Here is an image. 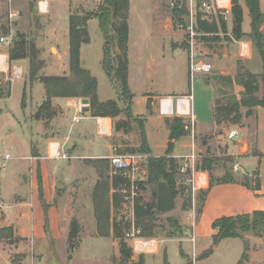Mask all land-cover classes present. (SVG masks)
<instances>
[{"label":"rangeland","instance_id":"374dc122","mask_svg":"<svg viewBox=\"0 0 264 264\" xmlns=\"http://www.w3.org/2000/svg\"><path fill=\"white\" fill-rule=\"evenodd\" d=\"M38 1L0 0V37L5 35L12 37L11 43L3 47L7 56L13 41L16 40L17 35H21L26 40L34 43L37 50V59L43 62L42 67L36 74L38 78L43 76H68L69 16L74 12L81 15L91 14L86 24L89 41L82 44L80 65L90 69L92 75L96 77L98 91L101 95L109 93L114 97L115 91L100 66L104 36L99 21L93 16L99 5L103 4L105 0H48L49 8L45 13L38 10ZM180 1L131 0L128 10L130 36H139L143 39L142 41L145 40L146 34L144 31L148 29V26H151L150 15L152 8H155L156 12L160 13V15L154 17L155 24L159 22L162 24L167 23L175 28L179 21L173 18L172 7L175 2L180 4ZM198 1H196L197 4L195 6V19L199 18L201 22H204L203 25L213 24L216 29L212 32L198 30L199 26L198 29H195V44L198 45L197 54L210 64L211 71L207 76L214 87V100H219L220 103H223V98L226 96L224 93L227 90L222 85H216L215 77L219 75L234 76L238 66L242 70L249 69L251 72L259 74L262 71V61L246 36L239 40L250 42L252 58L247 62L246 59L242 60L239 59L240 57L233 55L234 47L230 46L233 43L230 36L234 38L231 31L232 25H230V21L231 24L233 23L232 14L227 20L219 11L209 15L204 14L198 6ZM171 2L174 4H171ZM260 2L264 10V0H260ZM187 3V0H184L185 8L188 9ZM238 3L246 10L243 16L242 31L243 29L247 30L249 27L248 10L244 0H238ZM15 11L18 12L17 16H13ZM180 19L186 23L189 20L185 16ZM224 23L226 24V31L222 29ZM195 25L197 26V23ZM260 30L264 33V21L260 26ZM0 50L2 52V48ZM159 51L162 50L159 49ZM159 53L154 51L155 57H158ZM145 54L148 55L147 51ZM81 56L85 59V65L84 62H81L83 61ZM180 56L184 59L185 53L182 50L180 51ZM12 66H20L22 69L21 77L15 78L13 81L11 79ZM0 82V152L9 153L11 157L5 162L4 167L0 168L4 173L6 170L7 175L10 174V179L13 182H17L16 186L18 187L16 188H24L23 191L17 192L14 190L9 194L0 192V218L5 217L4 204L15 203L21 197L23 199L29 197L30 199V187H32V191L36 194L39 202V207L35 210L37 218L35 229L39 240H37L36 244L34 242L33 245L28 238L22 239L17 235L14 236L12 227H10L11 232L6 229L2 230L0 233L3 235V238H0V264H6L7 261L10 264H18L20 260L22 262L26 255L29 256L30 264H46L50 251H53L63 264H164V259H166L168 264H237L244 251V241L248 250L246 251L247 260L243 261L242 264H264L263 238L244 234V241L240 238H224L214 245L213 235L215 231L212 227L213 221L221 216L264 210V158L258 168L260 172L258 181L261 196L258 194L259 191H254L238 182L217 183L226 173H230L234 179L240 182L248 181L253 186V180L256 179L255 165H240L241 168L235 172L234 162L238 159V161H241L249 155L258 154L256 148L264 156V108L259 107L256 110V148L252 147L247 152L245 151L247 147L244 145L237 156L231 155L234 151L232 144H229L227 132L232 127L241 128L254 145L253 117L244 116L237 124L230 122L216 124L214 121L213 130L201 131L194 126L193 132L190 130L189 120L183 119L189 126V133L181 137L179 141L185 146H189L188 144H190V147L194 146L199 166L204 157L212 159L211 170L207 172L208 180L212 179V186L209 190L207 189L208 186L197 190L192 197L185 184L184 177L178 173L176 168V195L173 196L175 206L169 212L155 214L153 236L146 238H140L134 227L133 199L140 196L145 202L152 200L154 185L145 184L144 188L140 190L135 183L133 190L131 185L130 191L124 189L119 191L122 194L128 191L130 193L122 198L120 206L117 208H114L112 202H110L111 221L117 222L122 227L124 239L133 252L130 260L122 261L119 254L118 239L112 234L108 237H102L97 233L93 207V190L96 182L100 179V175L95 162L79 160L69 163L66 160H58L61 158L48 157L43 161L45 167L42 168L43 173L47 171L46 176H42L40 167L36 168V166H32L33 170L31 171L30 167L25 171L18 169V173L14 171L16 169L8 167L20 154L27 152V149H30L31 146L33 148L36 147V141L34 139L31 141L32 139L29 140L27 138L31 137L35 131L41 137H44L47 132H51V130H48V123L53 121L51 119L58 118L61 114L63 115V111L60 107L52 104L56 100L53 99L56 97H52L51 105L54 114L51 117L35 118V114L45 100L46 90L44 84L38 79L31 80L29 59L27 57L9 60V69L0 73ZM194 83L196 117L198 121L202 122L206 113L210 112L211 115L210 106L207 102V98H211V91L208 94L205 89H199L201 86L198 79H195ZM228 91L239 96L241 88L235 86ZM260 95L261 93L258 92V97ZM119 105L121 107L125 106L123 102H120ZM244 112L245 108L242 109V113ZM124 114L121 113L118 117L111 118L112 124L115 120H126ZM133 117L135 118V116ZM137 118L135 122L131 123L129 130L121 129L118 137L113 136L111 138L112 143L116 144L113 148V154L141 155L139 152L128 151L130 148L139 147L141 143L139 140L141 138L139 122H143V120ZM207 118L209 117L207 116ZM57 128L55 127V129ZM124 135L126 136L124 137ZM136 138L138 145L134 146ZM190 147H186L184 149L185 152L189 150L187 153H190ZM44 155L46 154L43 153ZM153 155H165V151L157 152V154ZM23 159L28 161L27 158ZM110 162L108 160L107 171L110 179L114 174L126 177L127 169L119 168L114 170ZM136 165H138L136 180L146 181L147 157L137 158ZM38 174H40L41 184L38 182ZM48 180L52 182L61 181L65 184V187L60 190L54 187L51 190L53 193H48ZM0 190H2L1 182ZM207 190L208 192L204 196ZM111 194L112 190L110 189L109 201H111ZM1 205H3V208H1ZM192 208L195 209L196 214L195 227L191 226V220L187 215ZM22 210L28 212V210ZM29 213H32V210H29ZM12 216H14L13 213ZM169 219L177 223L178 229L171 225ZM72 220L78 222L79 233L74 240L70 241L68 235ZM0 228L8 227L3 226ZM170 232H174L173 237H169ZM192 236H194V242L190 240L193 238ZM134 239L153 240L154 248L135 250L133 246ZM16 245H20L17 253L15 252ZM209 250H212L211 253L203 256ZM193 259L194 261L192 262Z\"/></svg>","mask_w":264,"mask_h":264},{"label":"trees","instance_id":"16d2710c","mask_svg":"<svg viewBox=\"0 0 264 264\" xmlns=\"http://www.w3.org/2000/svg\"><path fill=\"white\" fill-rule=\"evenodd\" d=\"M244 3L250 18L249 32L244 33L242 31L243 8L241 4L238 3V0H231V14L233 18L231 31L236 40L246 36L251 41L257 54L261 58L262 71L259 74H255L248 70H242L241 67L238 66L234 76L219 75L215 77L216 85H222L227 91L233 89L235 86L241 88L239 96L233 92L228 91V93L226 91V93H224L226 96L223 98V103H220L219 100H214L213 110L216 124L223 122L237 124L244 116L247 117L252 115L255 108H264V33L260 30V26L264 21V10L261 7L260 0H244ZM128 10L129 0H105L103 4L99 5L98 10L93 15L99 21L104 36L100 66L110 84L115 88L118 95L117 99L99 101L96 94V78L91 75L89 70L80 65V48L82 44L89 41V33L86 24L91 14L87 13L81 15L74 12L69 16L68 76H43L38 78L36 74L42 67L43 62L37 59L35 45L32 41L26 40L24 36L17 35L16 40L12 43V47L8 50L9 60L27 57L29 59V74L31 80L38 79L44 84L46 90L45 100L35 114L36 119L51 117L54 114L51 105L52 97H84L89 100L91 116L116 118L121 113H125L124 117L126 120H115L113 129L115 131L130 129L131 123L135 122L137 117L134 118L131 113L130 106L132 95L127 82L128 59L126 54V43L129 31ZM172 13L175 20L184 23V21L180 19L182 16L188 17V9L185 8L184 0L183 2L181 0L180 4L175 2V5L172 7ZM195 23H197L195 29L200 27L198 30L212 32L216 29L213 24L203 25L204 22H201L199 18H196ZM222 29L226 31L225 23ZM114 34H116L118 39L117 51L114 50ZM258 92L261 93L259 97ZM118 101L121 103L123 102L125 106L121 107ZM243 108H245L244 113H242ZM183 119L184 118L177 116L166 117L164 119V123L169 130L165 155H153L146 141L143 122H139L141 136L140 146L128 150L129 152H139L147 156L146 181H137V188L142 190L145 184H152L155 187L152 200L145 202L140 196L133 199L134 227L140 238L153 236L154 216L160 213L156 208L155 200L157 183L160 180L166 181L172 195H176L177 164L176 160L170 157V155H172L176 142L189 133V126ZM90 161L95 162L98 168V174L100 175V179L96 182L93 190V207L97 233L102 237H108L112 234L118 239L120 258L122 261H128L133 256L132 248L128 246L124 239L122 227L117 222L111 221L110 202H112L114 208L120 206L122 198L126 195L128 196L130 193V180L119 174H114L110 179L107 172V158L93 159ZM212 163L213 161L211 158L204 157L198 167L209 172ZM105 172H107V174H105ZM211 180L212 179L209 180L208 190L212 186ZM40 181V174H38V182ZM233 182L241 183L253 190L259 189L257 177L253 180L252 186L248 181L240 182L234 179L233 175L230 173H226L217 183ZM110 189L112 190L111 201H109ZM123 189L129 191L122 194L119 191ZM208 190L205 192L204 196H206ZM201 210H199V212H201ZM169 220L171 221V225L178 229L177 223L172 219ZM212 227L215 231L213 235L214 245L224 238H240L244 241V234H250L264 239V210H254L250 213L221 216L213 221ZM4 229L11 232V228L8 227L0 228V233ZM78 233L79 224L76 220H72L68 235L69 240H74ZM169 234V237H173L174 232H170ZM0 238H3V235L0 234ZM247 250L248 248L244 241V251L237 264H242L243 261L247 260ZM211 251L212 250H209L208 253H204L203 256L211 253ZM164 264H168L166 259H164Z\"/></svg>","mask_w":264,"mask_h":264},{"label":"crops","instance_id":"0c3cea01","mask_svg":"<svg viewBox=\"0 0 264 264\" xmlns=\"http://www.w3.org/2000/svg\"><path fill=\"white\" fill-rule=\"evenodd\" d=\"M245 11L246 10L243 8V16L245 15ZM17 13L18 12L15 11L13 16H17ZM158 15H160V13H157L156 9L152 8V13L150 15L151 26H148V29H145L144 31L146 34L144 41H142L143 39L139 36L131 37L130 31H128V39L126 43V54L128 59L127 82L132 95L130 109L133 116L139 117L141 120H143V129L146 141L153 154H157V152L161 153L166 149L169 135V130L164 123V119L166 117L177 116L189 120V115L192 114L195 122L194 126L197 130H213L215 126L213 110L214 87L212 86L211 81L208 80L207 76L210 72L196 73L193 79H191L189 75V36L187 34L186 28L188 22L180 23L179 21L175 28L172 27L171 24L167 23L162 24L159 22L158 24H155L154 17ZM230 16L231 15L227 14L224 17L227 20V18ZM249 21L250 20L248 16V24ZM230 25H232L231 21ZM248 31L249 27L247 30L243 29L244 33ZM247 42L249 44L250 54L245 58L239 59H246L248 62L252 58V50L250 42ZM238 45L239 43L234 41L232 44H230V46L234 47L232 54L237 57H239ZM0 47L2 48V52H5L3 50L4 45L0 44ZM159 49L162 51H159ZM181 50L185 53L184 59L180 56ZM146 51L148 55L145 54ZM154 51L157 53L160 52L158 57H155ZM193 53L195 54V58L198 62L207 63L199 54H197L198 45L196 44L193 46ZM81 57L85 65V59H83V56ZM86 69L91 73L90 69ZM248 71L250 70L248 69ZM0 73L2 72L0 71ZM195 79L200 81L201 87H199V89H205V91H208V94L211 91V98H207L211 115L208 110L209 113L205 114V117L203 118L204 121L202 122L198 121L195 111ZM166 83L167 85H165ZM113 89L115 91L114 97L109 93L101 95L98 91L97 82L96 94L98 100L105 101L108 99H117V92L114 87ZM82 98L84 97L53 98L56 100H54L52 104L60 107V109L63 111V115L61 114L58 118L51 119L53 121L48 123V130H51V132H47L44 137L39 136L38 132L36 131L33 132L31 137H28L27 139H32L31 141L34 139L37 144L36 147L33 148L31 146L30 149H27V152L25 151L20 154V156H18L12 164H9L8 167L11 169H16L14 171L18 173V169L25 171L28 169V167H30L31 171L33 170L31 167L36 166V168L40 167L42 176H46L47 171L44 172V174L42 169L45 167L43 161L47 159L48 150L51 144L57 145L60 153L66 157L58 160H66L69 163L79 160L90 161L93 159L108 158V156L113 155V148L116 144L112 143L111 138L113 136L118 137L120 135V131L118 132L113 129L111 118L94 117L91 116L90 110L82 111L83 105L80 102ZM160 99H165L168 103V111L165 114H162L160 111ZM118 104H120L119 101ZM179 105L182 107V111H179ZM257 108H255L254 113L250 115L254 119V145L250 142L248 136L241 128L232 127L231 129L238 132L235 138L229 140V144H232L234 151V153H231L232 156L239 155L244 145L247 147V150H245L247 152H249V149H252V147L256 148L257 130L255 129V125L257 123ZM207 116L209 118H207ZM99 121H101V131L98 130ZM55 127L58 128L55 129ZM125 136L126 135H124V137ZM139 140L141 141V138ZM137 142L138 140L136 138L134 141V146L138 145ZM188 145L189 146L183 145L181 141L177 142L174 146L172 154H187L189 150L185 152L184 149L186 147H190V144ZM256 152H258V154L256 153V155L244 157L241 161H238L239 159L236 158L238 160H235L234 164H238V169L235 170V172L241 168L240 165L248 166V164H254L256 177L259 180L260 172L258 168L264 156L257 150V148ZM43 153L46 155L43 156ZM23 158H27L28 161L26 159L25 161ZM0 171H2L1 168ZM48 181V193H51V190L54 189L57 181ZM0 182L2 189L0 192L2 194H5V192L9 194L14 190L17 192L24 190V188H16L18 187L16 186L17 182H13V180L10 179V174L7 175L6 170L5 173L4 171L0 172ZM259 189L254 191H259ZM32 190V187H30V199L29 197H26L27 199H23L21 197L15 203L9 202L6 205L4 204L5 217L0 218V227H12L14 236L17 235L22 239L28 238V240L34 245V242L36 244L37 240H39L38 234L36 232L37 230L35 229L37 219L35 210L38 209L39 202L36 194ZM258 194L261 196L260 191ZM1 206V208H3V205ZM22 209L28 210V212H25ZM29 210H32V213H29ZM12 213L14 216H12ZM19 246L20 245H16V253L19 251ZM6 264H10V262L7 261ZM18 264H30L29 256L26 255L22 259V262L20 260Z\"/></svg>","mask_w":264,"mask_h":264},{"label":"built area","instance_id":"2783aa9c","mask_svg":"<svg viewBox=\"0 0 264 264\" xmlns=\"http://www.w3.org/2000/svg\"><path fill=\"white\" fill-rule=\"evenodd\" d=\"M196 1L198 0H187V6H188V24L186 25L187 28V34L189 36V75L190 78L193 79L196 75V73H208L211 71V66L209 63H200L196 60L195 54L193 53V46L195 45V22L196 19L194 17L195 13V6ZM213 2V3H212ZM171 4H174L171 2ZM199 8L204 14H212L216 11H219V13L223 14L224 16L229 14L231 15V0H199L198 1ZM38 10L42 13L47 12L49 8L48 0H39L38 1ZM231 40L234 42H238V56L240 58H245L249 56L250 50H249V44L248 42L244 41H237L235 38L230 36ZM12 37L10 35L2 36L0 37V44L2 45H8L11 43ZM1 49V47H0ZM1 51V50H0ZM5 55L6 58V68L0 69L1 72H6L9 69V60L8 56L4 52H0ZM11 74H12V81L15 78H19L22 75V69L20 66H12L11 67ZM160 111L162 114L167 113L168 111V103L165 99H160ZM179 111H182V107L179 105ZM189 124H190V130L193 132L194 130V118L192 114L189 115ZM98 130L101 131V121L98 122ZM237 131L231 129L229 132H227V138L228 140H232L237 136ZM190 153L187 154H172L170 157L177 160V171L180 175H182L185 179V184L187 185L188 191L191 193L192 197L194 196L195 192L197 190H200L202 188H205L208 186V175L207 172L202 170L198 167L197 164V157L195 154L194 146L192 145L190 147ZM48 157L52 158H66L65 155L61 154L59 151V148L57 145L51 144L49 150H48ZM142 157H147L143 154H113L111 156H108V160L111 162V167L114 170H117L119 168H125L127 169L128 173L126 175L127 178H129L130 183L132 185V190L134 189L135 183L137 182L136 176L138 175V165H136V159ZM9 153H2L0 152V167L3 168L5 165V162L10 159ZM238 169V164H234V170ZM136 180V181H135ZM133 193V191H132ZM134 194V193H133ZM189 219L191 220V226L195 227V209L192 208V210H189L187 213ZM190 240L194 242V236H192ZM141 239H134L133 246L135 250H142V249H136V241ZM143 240V239H142ZM154 248V246L152 247ZM194 257V254H193ZM194 259L192 260V262Z\"/></svg>","mask_w":264,"mask_h":264},{"label":"water","instance_id":"95a60500","mask_svg":"<svg viewBox=\"0 0 264 264\" xmlns=\"http://www.w3.org/2000/svg\"><path fill=\"white\" fill-rule=\"evenodd\" d=\"M113 44L114 50H118V39L116 34L113 35ZM83 62V61H81ZM1 83V82H0ZM81 104L83 105L82 111L89 110V100L87 98H82L80 100ZM65 187V184L61 181H57L55 184V189L60 190ZM175 206V200L172 195V192L164 180H160L157 183V192H156V208L160 213L169 212ZM46 264H63L57 256L53 253V251L49 252V259L47 260Z\"/></svg>","mask_w":264,"mask_h":264},{"label":"bare ground","instance_id":"6f19581e","mask_svg":"<svg viewBox=\"0 0 264 264\" xmlns=\"http://www.w3.org/2000/svg\"><path fill=\"white\" fill-rule=\"evenodd\" d=\"M4 69L6 68V58L5 55L0 53V69ZM154 246V241L153 240H145V239H141V240H137L136 241V245L135 248L136 249H142V250H146V249H151Z\"/></svg>","mask_w":264,"mask_h":264}]
</instances>
